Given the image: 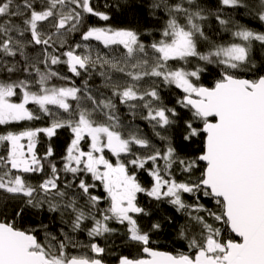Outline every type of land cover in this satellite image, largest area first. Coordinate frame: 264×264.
I'll use <instances>...</instances> for the list:
<instances>
[{"label": "snow or ice", "instance_id": "6c2138e0", "mask_svg": "<svg viewBox=\"0 0 264 264\" xmlns=\"http://www.w3.org/2000/svg\"><path fill=\"white\" fill-rule=\"evenodd\" d=\"M262 29L264 0H0V264H112L120 237L115 264H264Z\"/></svg>", "mask_w": 264, "mask_h": 264}, {"label": "trees", "instance_id": "16d2710c", "mask_svg": "<svg viewBox=\"0 0 264 264\" xmlns=\"http://www.w3.org/2000/svg\"><path fill=\"white\" fill-rule=\"evenodd\" d=\"M97 2L102 6L105 3V0H97ZM109 3L115 5L117 0H108ZM205 4L207 7H215L216 0H205ZM114 14V20L116 21V24L118 26H130L133 22V19L135 17L136 20L140 21L141 23L146 22V18L139 12V10L133 11H126L125 9H112ZM247 22V21H245ZM90 24H95L97 26H103L105 22L99 21L98 18H90L89 19ZM258 22H252L250 26L256 27ZM264 30V29H262ZM78 39V35L76 37ZM214 73H205V76L203 78V82L207 85H211L213 83V77ZM178 92V90H174ZM175 97H171V99H174ZM139 123L143 124V121H138ZM29 123L30 126H44L43 121H33V122H25ZM0 131H3V126H0ZM70 133L61 130V134L58 135V137H54L52 144L56 151L57 158H59L65 151V148L67 146V143L69 141ZM47 140L42 136L41 137V143L38 145L37 151L40 153H43L45 146L47 144ZM114 159V158H113ZM142 181L147 185L150 183L151 178L148 177L146 174H141ZM34 180L39 179V177L34 176ZM98 191L102 192V189H98ZM139 202L148 207L153 212V216L149 219H161L164 216H174L176 218V221L178 223H183L184 218L175 212V210L167 204H160L158 207L156 206V202L152 201L150 198L144 196L143 194L140 195ZM33 222L32 218H28L24 221L26 224H31ZM114 227L119 228L121 231H123L122 226L120 225H113ZM82 240H86V236L81 235L80 237ZM116 240L117 247L110 248L109 251L113 254L107 256V260L112 262V264H115L116 257L120 254H130V255H136L137 254V248L136 245L131 244H122L121 240L123 237L120 238H113ZM160 250L165 251H171L175 250L176 248H182L183 246L176 240L175 237V226H165V229L159 234L158 236V242L155 245Z\"/></svg>", "mask_w": 264, "mask_h": 264}]
</instances>
